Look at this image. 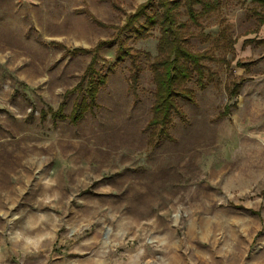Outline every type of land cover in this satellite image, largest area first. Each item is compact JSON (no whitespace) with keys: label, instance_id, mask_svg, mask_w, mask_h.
I'll return each mask as SVG.
<instances>
[{"label":"rangeland","instance_id":"rangeland-1","mask_svg":"<svg viewBox=\"0 0 264 264\" xmlns=\"http://www.w3.org/2000/svg\"><path fill=\"white\" fill-rule=\"evenodd\" d=\"M147 1L0 0V264H264V25L252 0H225L203 22L213 38L222 19L231 27L233 50L217 53L231 70L204 63L217 76L190 85L197 100L180 101L172 140L148 145L145 61L137 94L126 58L97 107L70 122L93 56L75 49L103 42L96 69L107 73L131 37L119 29ZM149 33L127 44L155 57ZM232 79L245 83L221 117ZM62 103L65 119L44 118Z\"/></svg>","mask_w":264,"mask_h":264},{"label":"trees","instance_id":"trees-1","mask_svg":"<svg viewBox=\"0 0 264 264\" xmlns=\"http://www.w3.org/2000/svg\"><path fill=\"white\" fill-rule=\"evenodd\" d=\"M225 0H148L139 6L137 12L130 15L125 26L119 29L121 34L130 31L128 39H118L116 60L102 73L96 69L98 57L103 42L99 43L92 51L75 49L74 52L93 54L91 63L86 71L83 84L85 95L81 102L77 103L70 116V122L78 124L87 112H92L97 107V99L101 89L106 86L108 76L116 66L123 63L126 58L130 60L129 88L133 94L139 91L140 79L145 70L143 61L148 63L154 85L151 118L148 121V145L156 147L162 141L172 140L171 127L176 117L185 120L186 114L180 105V101L195 103L196 91L190 87L194 84L197 89L205 90L213 83L217 74L204 63H223L231 70V62L226 58L217 56V53L233 50L234 40L230 35L229 25L225 20L220 21L221 30L213 38L203 31V22L221 12ZM255 7L252 15L257 20L258 27L264 25V0H252ZM144 18L141 23L140 18ZM186 17L185 20H182ZM138 26V27H135ZM153 28L159 31L157 42V54L152 57L146 51L135 50L128 40H143L151 37L149 33ZM201 31H197V29ZM191 39H200L209 43L205 50L198 51L192 48ZM238 65L240 63H237ZM232 72V71H231ZM244 79H232L226 85L228 96L227 104L221 117H227L232 109L237 107V99L240 95ZM44 118L48 114L54 121L65 119L64 105H60L57 111L50 109L42 111Z\"/></svg>","mask_w":264,"mask_h":264}]
</instances>
